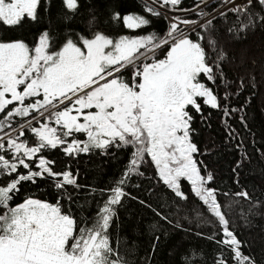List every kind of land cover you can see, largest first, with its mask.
I'll use <instances>...</instances> for the list:
<instances>
[{"label": "snow or ice", "instance_id": "obj_1", "mask_svg": "<svg viewBox=\"0 0 264 264\" xmlns=\"http://www.w3.org/2000/svg\"><path fill=\"white\" fill-rule=\"evenodd\" d=\"M61 2L64 11L58 22L70 23L78 13L79 0ZM181 3L144 0L145 13L152 17L161 16L163 9L198 17L172 16L163 37L153 32L113 38L101 31L85 36L66 29L68 35L58 39L49 28L39 34L33 46L22 39L0 37V264H128L126 255L111 242L110 231L124 198L138 200L160 220L172 223L170 211L165 214L125 190L134 175H145L141 168L146 156L155 167L158 182L174 197L188 200L182 191V182H188L191 192L217 219L219 233H196L217 245L214 264H228L226 251L233 264H256L243 253L241 241L230 230V221L217 199L218 190L211 187L213 174L202 175L198 166L202 162L195 159L199 148L191 134L193 111L203 118L200 100L204 106L222 109L226 119L243 111V106L237 109L228 103L230 91L224 92L222 105L209 86L227 87L228 83L222 63L227 54L218 48L215 22L227 20L229 13L235 15L239 27L227 29L234 35L264 26V0H217L218 7L212 12L205 10L209 0H198L187 9L178 8ZM51 4L52 0H0V26L15 30L28 22L39 23L41 8L48 12ZM112 19L133 31L151 25L146 15L121 17L116 12ZM95 21L93 15L89 28ZM209 50L215 54L214 60ZM161 52L163 58L158 56ZM129 69L131 79L126 80L123 73ZM240 119L245 123L244 117ZM29 133L35 143L30 142ZM79 134L86 138L80 139ZM128 146L134 148L130 163L111 188L99 190V197L107 194V199L98 206L93 221H78L71 210H62L59 199L51 204L29 197L11 206L22 183L34 184L37 178L52 180L65 194L66 186L96 191L80 185L70 170L55 172V161L44 153L60 149L75 158L95 150L111 155L113 147ZM231 195L251 200L247 190ZM239 203V199L233 201ZM260 206L257 202L247 213L241 208V219L247 221L253 208ZM176 208L179 211L178 205ZM176 227L183 228L178 222ZM159 239L157 235V243ZM152 247L154 251L156 245ZM203 255L197 249L186 251L181 264H207L206 258L200 259Z\"/></svg>", "mask_w": 264, "mask_h": 264}, {"label": "trees", "instance_id": "obj_2", "mask_svg": "<svg viewBox=\"0 0 264 264\" xmlns=\"http://www.w3.org/2000/svg\"><path fill=\"white\" fill-rule=\"evenodd\" d=\"M198 0H182L178 7H190ZM80 7L75 18L70 23L58 22L64 11L61 0H52L51 8L45 12L42 8L40 14L42 21L39 23H25L15 30L5 28V34L11 36L26 35V39L34 37L42 28H49L59 39L68 35L66 29L72 32L81 33L86 29L93 15L96 22L107 33L112 30L118 32L124 30V25L112 19L116 12L120 16L124 14L146 15L151 20V25L143 30H137V35L156 33L163 37L167 30L164 17H152L145 13L144 2L141 0H79ZM190 16L188 18H192ZM216 38L221 43L219 48L227 54L223 63V71L227 78V87L221 85L213 87L220 97L223 105L224 92L230 91L231 97L228 103L231 107L243 111H237L230 118H225L222 109L203 107V118L193 111L194 119L191 139L199 148L195 159L200 161L202 175L211 172L214 180L211 187L218 190V202L222 205L225 214L226 199H239V204H233V210L225 214L230 221L232 230L239 241L241 250L245 255L251 256L256 264H264V26H257L246 34L234 35L228 33V28H238L239 22L235 15L229 13L227 20L217 19ZM195 39V34H192ZM245 47V56L236 58V51ZM166 51V49H165ZM211 58L215 54L209 50ZM241 81L243 83H241ZM221 82L218 80L217 84ZM238 93V94H237ZM244 117L245 123L241 122ZM234 130V131H233ZM231 133V134H230ZM31 143H35V137L28 134ZM80 139H85L79 134ZM111 155H100V150L91 154L81 153L78 157L69 158L60 149L51 150L44 155L47 159L55 161L52 165L55 172L70 170L78 178L80 185L91 186L95 189H75L73 186H66L67 194L55 188L52 180L37 178L36 183L24 182L15 195L11 206L22 203L26 198H35L56 204L61 200L62 210L71 214L78 221H93L98 206H102L107 194L101 198L98 195L100 189H109L114 181L118 180L125 172L130 163L133 148L109 150ZM240 167H237V164ZM206 166V168H205ZM35 169V165H33ZM235 169V171H233ZM24 172L23 168L19 169ZM141 171L144 176L134 175L126 191L139 200L152 204L153 207L172 215L171 224L162 220L149 208L143 206L136 199L124 198L123 206L117 208L118 219L111 226V242L115 243L122 254L126 255L128 264H181L186 251L197 249L203 252L201 260L207 259V264H214L218 258L219 249L214 242L199 237L197 232L210 235L213 231H221L217 219L210 214L207 207L199 198L191 192L190 184L183 181L182 191L188 195V200L183 201L174 197L171 190L167 189L162 182H158L155 167L150 159H146ZM237 181L239 183H237ZM139 184L140 187H136ZM247 190L251 200L238 198L235 194ZM230 193L225 196L223 193ZM72 196V200L68 199ZM175 201V204L173 203ZM257 202L259 208H253L252 214L247 221L241 219L240 209L247 213ZM170 205V208H165ZM179 206L177 211L176 206ZM204 207L206 214L197 219L195 216L198 207ZM3 210L0 209V214ZM177 222L183 228L176 227ZM156 225L153 228L152 225ZM188 229L190 231H185ZM159 236V242L156 236ZM219 239V236L217 237ZM153 244L156 245L153 251ZM229 258L228 264H233L231 253L226 251Z\"/></svg>", "mask_w": 264, "mask_h": 264}, {"label": "rangeland", "instance_id": "obj_3", "mask_svg": "<svg viewBox=\"0 0 264 264\" xmlns=\"http://www.w3.org/2000/svg\"><path fill=\"white\" fill-rule=\"evenodd\" d=\"M144 2V1H143ZM125 15H129V14H125ZM124 16V14L122 15V17ZM94 25H96V23H93L92 24V26H94ZM124 27V26H123ZM113 33H116V32H113ZM121 36L122 35H128V36H134V35H137V30H135V31H133V30H129V29H126L125 27H124V30L122 31V34H120ZM118 37H119V35H118ZM117 36H115V37H113V38H118ZM221 45V43L219 42V44H218V48H219V46ZM246 52H245V47L243 48V47H240L237 51H236V58L237 59H239L240 57H242V56H245L246 54H245ZM163 55H164V53L163 52H161V53H158V56L160 57V58H163ZM123 76H124V78L126 79V80H130L131 79V69H129V70H126V71H124V73H123ZM229 84H230V82H228ZM11 107V106H10ZM84 136V135H83ZM86 138V137H85ZM32 142V141H31ZM132 147V146H131ZM133 148V147H132ZM133 151H134V148H133ZM146 159H150V157H145V161H146ZM188 183V182H187ZM185 186V184H182V186ZM183 186V187H184ZM231 199H226V201H228V203L227 204H225V214L227 213V214H229L230 212H231V210H233V207H231V208H229V205H232L233 206V204L231 203L232 201H230ZM197 211H196V214L195 215H193V216H195L197 219H199V218H201L202 217V214H206V209L204 208V207H198L197 209H196ZM1 214H3V213H1ZM211 214V213H210ZM207 215V214H206Z\"/></svg>", "mask_w": 264, "mask_h": 264}, {"label": "flooded vegetation", "instance_id": "obj_4", "mask_svg": "<svg viewBox=\"0 0 264 264\" xmlns=\"http://www.w3.org/2000/svg\"><path fill=\"white\" fill-rule=\"evenodd\" d=\"M43 9V8H42ZM44 10V9H43ZM94 23H96V25H94V26H92L91 28H89V23L86 25V29H85V31L84 32H81L80 34H83V35H85V36H91L94 32H96V31H101V32H103V33H105V34H107V35H109V36H111V37H115V36H117L118 37V35L119 36H121L120 34H122V31H120V32H118V30L116 29V30H112V32L111 33H107L106 31H105V29H103L102 27H100V25H98V23L95 21ZM122 23V22H121ZM123 24V23H122ZM45 28H41L39 31H38V33L34 36V37H32V38H28V39H26V35L25 36H23V35H17V36H11V35H9V34H5V32H4V30H5V27H3V26H0V37H3V36H7L8 38H10V39H22V40H24L27 44H29V46H33L34 45V43H35V40H36V38L39 36V34L44 30ZM51 32H52V30H51ZM113 32H116V33H113ZM53 33V32H52ZM54 34V33H53ZM55 35V34H54ZM55 36H57V35H55Z\"/></svg>", "mask_w": 264, "mask_h": 264}, {"label": "built area", "instance_id": "obj_5", "mask_svg": "<svg viewBox=\"0 0 264 264\" xmlns=\"http://www.w3.org/2000/svg\"><path fill=\"white\" fill-rule=\"evenodd\" d=\"M141 1H144V0H141ZM237 2H240V0H237ZM195 4H193L190 7H182L181 9L192 8V7L195 6ZM217 7H218L217 0H209V6L205 10L208 11V12H212L213 8H217ZM178 8H180V7H178ZM161 11H162V16L164 17V19L166 21V24H167V30H168V27H169V20L171 19L172 16H181V17H184L186 19H198V17L196 16L195 13H188L187 15H185L183 12H180V11L169 12L167 9H163ZM165 16H167L168 19H166ZM190 16H194V17L188 18ZM167 30H166V32H167Z\"/></svg>", "mask_w": 264, "mask_h": 264}]
</instances>
